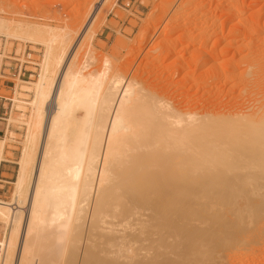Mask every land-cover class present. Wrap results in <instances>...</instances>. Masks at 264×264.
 I'll return each mask as SVG.
<instances>
[{
    "label": "bare ground",
    "instance_id": "bare-ground-1",
    "mask_svg": "<svg viewBox=\"0 0 264 264\" xmlns=\"http://www.w3.org/2000/svg\"><path fill=\"white\" fill-rule=\"evenodd\" d=\"M7 27L0 19V33ZM25 34L45 51L27 102L16 201L0 200V264H226L236 237H262L264 95L241 112L183 117L157 91L67 66L65 48L52 49L63 36L51 27ZM253 65L245 84L256 78ZM144 248L152 254L135 258Z\"/></svg>",
    "mask_w": 264,
    "mask_h": 264
},
{
    "label": "rangeland",
    "instance_id": "rangeland-1",
    "mask_svg": "<svg viewBox=\"0 0 264 264\" xmlns=\"http://www.w3.org/2000/svg\"><path fill=\"white\" fill-rule=\"evenodd\" d=\"M102 1L87 28L93 9ZM0 19L9 26L5 34L0 33V48L3 46L7 52L15 48L27 61L26 69L35 72L30 77L25 74L7 78L11 82L4 81L5 77L0 79V94L10 99L3 115L7 128L0 137L4 139L0 153V171H4L0 179L6 180H0V200L4 202L16 201L13 191L17 162L30 115L27 102L34 95L33 83L45 51L43 44L25 38L26 31L37 26L51 27L63 36L52 49L57 53L65 48L67 66L76 69L86 64L84 73L104 70L106 81L120 75L142 88L157 91L166 97L165 106L172 101L181 115L185 113L183 117L193 111L196 118L213 112H241L259 104L258 99L264 95V0H0ZM188 41L189 46L182 47ZM209 53H214L215 59L201 66L202 55ZM251 61L256 78L248 85L244 74ZM3 82L10 88L4 89ZM4 159L11 162L5 163ZM2 164L9 167L2 168ZM32 177L29 176L28 185ZM28 185L22 189L18 200L23 202L18 205H25ZM19 215L22 217L23 212ZM6 229V224L0 222V241L7 234ZM254 234L257 233L236 237L240 246L226 251L224 261L264 264V233L262 237ZM151 254L147 248L139 249L135 258L144 260ZM182 255L186 259L190 254ZM171 257L167 255L165 261ZM172 261L178 264L183 260L180 257Z\"/></svg>",
    "mask_w": 264,
    "mask_h": 264
},
{
    "label": "built area",
    "instance_id": "built-area-1",
    "mask_svg": "<svg viewBox=\"0 0 264 264\" xmlns=\"http://www.w3.org/2000/svg\"><path fill=\"white\" fill-rule=\"evenodd\" d=\"M28 55H30L29 52L26 56L28 57ZM21 57L22 55L17 53L15 48L10 52L5 51L3 46L0 48V79L1 77H5L4 81L11 82L7 78H21L25 74L30 77L35 73L33 70L26 69V64L28 63L26 60H22Z\"/></svg>",
    "mask_w": 264,
    "mask_h": 264
},
{
    "label": "crops",
    "instance_id": "crops-1",
    "mask_svg": "<svg viewBox=\"0 0 264 264\" xmlns=\"http://www.w3.org/2000/svg\"><path fill=\"white\" fill-rule=\"evenodd\" d=\"M3 87H5L4 89L10 88V86L9 85H5V83H3ZM0 88H1V85H0ZM9 101H10V99L8 97H6L5 95H1L0 94V137L5 134V131H6V128H7L5 126V124H4V122H3V118H4L3 115L6 114V109H7V105L6 104H8ZM2 161H4L5 163L6 162H8V163L11 162L9 159H4ZM1 166H2V168L3 167H9L6 164H2ZM3 172L4 171H0V177H1ZM0 180L6 181V180H3V179H0Z\"/></svg>",
    "mask_w": 264,
    "mask_h": 264
}]
</instances>
